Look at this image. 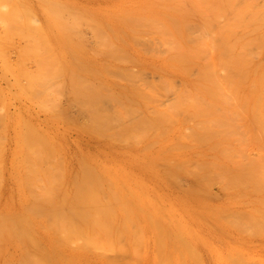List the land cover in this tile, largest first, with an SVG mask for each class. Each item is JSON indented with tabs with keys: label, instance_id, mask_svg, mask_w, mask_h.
Segmentation results:
<instances>
[{
	"label": "rangeland",
	"instance_id": "374dc122",
	"mask_svg": "<svg viewBox=\"0 0 264 264\" xmlns=\"http://www.w3.org/2000/svg\"><path fill=\"white\" fill-rule=\"evenodd\" d=\"M100 2L0 0V264H264V0Z\"/></svg>",
	"mask_w": 264,
	"mask_h": 264
},
{
	"label": "bare ground",
	"instance_id": "6f19581e",
	"mask_svg": "<svg viewBox=\"0 0 264 264\" xmlns=\"http://www.w3.org/2000/svg\"><path fill=\"white\" fill-rule=\"evenodd\" d=\"M76 1H79V0H76ZM82 1H88V2H92V3H94V2H97L98 3V1L100 2V3H102V0H82ZM79 3H81V1L79 2ZM85 3V2H84ZM85 4H88V3H85ZM91 4V3H90ZM89 4V5H90ZM92 5H94V4H92ZM96 5V4H95ZM144 62H146V61H144ZM149 63H150V61H149ZM155 63V62H154ZM156 64V63H155Z\"/></svg>",
	"mask_w": 264,
	"mask_h": 264
}]
</instances>
